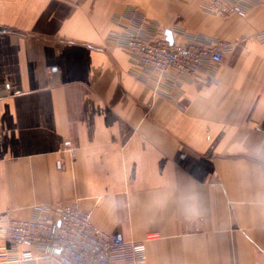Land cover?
Listing matches in <instances>:
<instances>
[{
	"label": "crops",
	"instance_id": "1",
	"mask_svg": "<svg viewBox=\"0 0 264 264\" xmlns=\"http://www.w3.org/2000/svg\"><path fill=\"white\" fill-rule=\"evenodd\" d=\"M210 1L0 0V214L78 203L147 264H264V0ZM132 7L177 42L232 43L214 80L176 100L137 80L109 39Z\"/></svg>",
	"mask_w": 264,
	"mask_h": 264
},
{
	"label": "built area",
	"instance_id": "2",
	"mask_svg": "<svg viewBox=\"0 0 264 264\" xmlns=\"http://www.w3.org/2000/svg\"><path fill=\"white\" fill-rule=\"evenodd\" d=\"M256 3L251 0H211L207 13L222 18H245ZM125 21V22H124ZM117 32L109 39L129 52L131 74L149 86L156 96L176 100L188 84L214 80L216 69L233 49L220 39H195L191 43L169 41L161 25L132 7L115 18ZM264 42V31L257 34ZM74 153V150H72ZM0 258L7 264H147L144 241L125 240L96 225L92 211L78 203L39 204L32 215L20 218L0 214Z\"/></svg>",
	"mask_w": 264,
	"mask_h": 264
},
{
	"label": "water",
	"instance_id": "3",
	"mask_svg": "<svg viewBox=\"0 0 264 264\" xmlns=\"http://www.w3.org/2000/svg\"><path fill=\"white\" fill-rule=\"evenodd\" d=\"M168 39L170 42H172V37L170 35L168 36Z\"/></svg>",
	"mask_w": 264,
	"mask_h": 264
}]
</instances>
